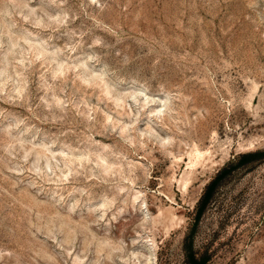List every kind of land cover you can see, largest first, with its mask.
Listing matches in <instances>:
<instances>
[{
  "label": "rangeland",
  "instance_id": "obj_1",
  "mask_svg": "<svg viewBox=\"0 0 264 264\" xmlns=\"http://www.w3.org/2000/svg\"><path fill=\"white\" fill-rule=\"evenodd\" d=\"M0 264H264V0H0Z\"/></svg>",
  "mask_w": 264,
  "mask_h": 264
},
{
  "label": "trees",
  "instance_id": "obj_2",
  "mask_svg": "<svg viewBox=\"0 0 264 264\" xmlns=\"http://www.w3.org/2000/svg\"><path fill=\"white\" fill-rule=\"evenodd\" d=\"M213 185H214V180L210 181V182L206 185L205 192H204V194L201 196V198H200L198 204H200V203L204 200V198H205V196H206V194H207V191H208ZM193 258H194V257H193V253H191V254L189 255V260H190V259H193Z\"/></svg>",
  "mask_w": 264,
  "mask_h": 264
},
{
  "label": "bare ground",
  "instance_id": "obj_3",
  "mask_svg": "<svg viewBox=\"0 0 264 264\" xmlns=\"http://www.w3.org/2000/svg\"><path fill=\"white\" fill-rule=\"evenodd\" d=\"M197 159H200L202 156H204V153L203 152H200L199 150H197Z\"/></svg>",
  "mask_w": 264,
  "mask_h": 264
}]
</instances>
